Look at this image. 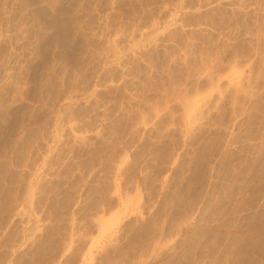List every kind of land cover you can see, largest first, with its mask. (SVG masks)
<instances>
[{
    "label": "rangeland",
    "instance_id": "374dc122",
    "mask_svg": "<svg viewBox=\"0 0 264 264\" xmlns=\"http://www.w3.org/2000/svg\"><path fill=\"white\" fill-rule=\"evenodd\" d=\"M0 264H264V0H0Z\"/></svg>",
    "mask_w": 264,
    "mask_h": 264
},
{
    "label": "bare ground",
    "instance_id": "6f19581e",
    "mask_svg": "<svg viewBox=\"0 0 264 264\" xmlns=\"http://www.w3.org/2000/svg\"><path fill=\"white\" fill-rule=\"evenodd\" d=\"M57 22H58V21H57ZM70 22H71V21H70ZM53 23H54V22H53ZM55 23H56V21H55ZM58 23H59V22H58ZM49 24H50V23H49ZM57 25H59V24H57ZM62 25H63V24H62ZM62 25H61V26H62ZM59 26H60V25H59ZM61 26H60V27H61ZM57 29H58V28H57ZM47 32H48V31H47ZM73 35H74V34H73ZM68 38H69V37H68ZM64 42H65V41H64ZM32 69H33V68H32ZM32 72H33V71H32Z\"/></svg>",
    "mask_w": 264,
    "mask_h": 264
}]
</instances>
